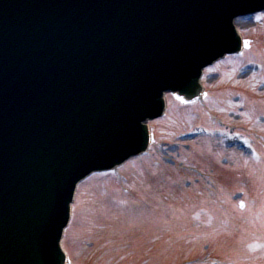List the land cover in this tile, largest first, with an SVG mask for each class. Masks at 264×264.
Instances as JSON below:
<instances>
[{"label":"water","instance_id":"1","mask_svg":"<svg viewBox=\"0 0 264 264\" xmlns=\"http://www.w3.org/2000/svg\"><path fill=\"white\" fill-rule=\"evenodd\" d=\"M9 2L0 0V52L8 54L0 63V264H62L59 239L76 183L142 138L140 117L165 80L190 92L199 51L192 38L204 20L179 28L172 0L152 9L157 28L147 14L138 19L140 0H118L115 10L88 3L83 12L98 14L92 32L78 35L64 21L83 0H55L66 5L53 8L63 16L52 17L57 33L50 19L26 57L12 52L10 41L25 38L19 7Z\"/></svg>","mask_w":264,"mask_h":264},{"label":"rangeland","instance_id":"2","mask_svg":"<svg viewBox=\"0 0 264 264\" xmlns=\"http://www.w3.org/2000/svg\"><path fill=\"white\" fill-rule=\"evenodd\" d=\"M260 18L243 22L240 27L244 33L251 31L260 41H264V15ZM217 71L211 72L210 80L216 77ZM213 107L216 108V114L222 113L218 105ZM188 117L177 119V127H165L164 119L153 124L158 140L172 138L177 145L165 147L169 152L162 153L164 157H177L182 151L181 155L192 161L184 145L187 143L180 146L174 137L177 131L194 128L195 122L190 123L191 117ZM261 125L264 128V122ZM248 131L253 133L252 128H248ZM206 150H194L192 159L195 164L201 167L205 160L219 166V158H215L212 153L204 157ZM229 157L237 162L238 167L247 166L240 173L238 167L236 169L224 164L229 176L223 172V180L219 181H225L230 191L228 188L215 190L210 186L211 189L204 192L202 185L187 188L185 180L194 176L192 171H175L171 176L176 183H180L175 188L172 182H168L165 174L169 172L165 171L161 173L162 176L148 178L154 184L152 196L147 198L150 199L147 203H140L141 207L133 208L113 200L112 194L127 198L118 194L120 186L111 192L105 190V181L109 177H96L83 184L75 206V224L69 229L64 241L75 261L73 264H80V261L81 264H189L188 261L203 258L204 255L210 259H231L234 264H264V209L261 206L264 174L258 175L264 162L255 166L248 158L240 156L237 159L233 154ZM153 158H145L148 167H151ZM133 163L137 168H129L127 171L130 175L142 167L136 161ZM202 168L206 169V166ZM227 185L222 186L226 188ZM94 187L100 193L93 202H89L91 199H88V195ZM240 189L246 190L248 195L241 198L239 193L235 194ZM172 191L178 192L172 194ZM253 201L255 206L248 205V202ZM255 210L261 213L255 214ZM202 252L204 255H201Z\"/></svg>","mask_w":264,"mask_h":264}]
</instances>
